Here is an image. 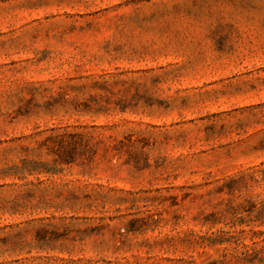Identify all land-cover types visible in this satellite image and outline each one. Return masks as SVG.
Returning <instances> with one entry per match:
<instances>
[{
  "label": "rangeland",
  "instance_id": "1",
  "mask_svg": "<svg viewBox=\"0 0 264 264\" xmlns=\"http://www.w3.org/2000/svg\"><path fill=\"white\" fill-rule=\"evenodd\" d=\"M0 264H264V0H0Z\"/></svg>",
  "mask_w": 264,
  "mask_h": 264
},
{
  "label": "trees",
  "instance_id": "2",
  "mask_svg": "<svg viewBox=\"0 0 264 264\" xmlns=\"http://www.w3.org/2000/svg\"><path fill=\"white\" fill-rule=\"evenodd\" d=\"M90 142V139L84 133H70L67 139L65 136L59 142L62 148L60 157L64 160L63 162L67 164L73 163L77 158H83L87 161L89 154L95 152V148Z\"/></svg>",
  "mask_w": 264,
  "mask_h": 264
}]
</instances>
